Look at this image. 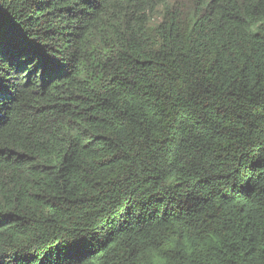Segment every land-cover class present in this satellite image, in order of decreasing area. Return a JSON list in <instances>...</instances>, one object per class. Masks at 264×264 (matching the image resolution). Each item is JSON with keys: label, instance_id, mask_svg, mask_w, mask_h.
Masks as SVG:
<instances>
[{"label": "trees", "instance_id": "1", "mask_svg": "<svg viewBox=\"0 0 264 264\" xmlns=\"http://www.w3.org/2000/svg\"><path fill=\"white\" fill-rule=\"evenodd\" d=\"M0 21V264H264V0Z\"/></svg>", "mask_w": 264, "mask_h": 264}, {"label": "snow or ice", "instance_id": "2", "mask_svg": "<svg viewBox=\"0 0 264 264\" xmlns=\"http://www.w3.org/2000/svg\"><path fill=\"white\" fill-rule=\"evenodd\" d=\"M5 43H6V35H5L4 29H3V23H2V21H0V64L3 63L2 57H3V50L5 47ZM70 246H72V245H70Z\"/></svg>", "mask_w": 264, "mask_h": 264}]
</instances>
